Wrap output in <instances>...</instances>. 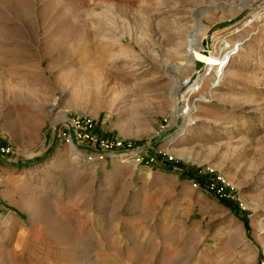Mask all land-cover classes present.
Segmentation results:
<instances>
[{"label":"rangeland","instance_id":"obj_1","mask_svg":"<svg viewBox=\"0 0 264 264\" xmlns=\"http://www.w3.org/2000/svg\"><path fill=\"white\" fill-rule=\"evenodd\" d=\"M263 7L0 0V264H264ZM193 31L245 42L175 116Z\"/></svg>","mask_w":264,"mask_h":264},{"label":"bare ground","instance_id":"obj_2","mask_svg":"<svg viewBox=\"0 0 264 264\" xmlns=\"http://www.w3.org/2000/svg\"><path fill=\"white\" fill-rule=\"evenodd\" d=\"M261 12L264 13V7L262 8ZM258 18H259V13L255 15V18L248 20V23H251L253 22L254 19H258ZM203 39L204 37H202L201 35L197 36L196 32L194 31L191 32L188 40L185 43L186 56L184 59L186 60V62L185 63L175 62L171 65V68H173L176 71L174 75L172 74L173 75L172 76V80H173L172 111L175 116L177 115L179 109H181L182 111L181 115L190 116L196 105V101L199 100L194 97L192 98L193 95L191 94L186 95L185 91L184 93H180L183 89L181 90L182 83L179 82L178 80L179 79L178 74L184 70H187L189 66L191 67L197 66L198 70H196L195 72L196 77H202L206 81L207 80L211 81V86L209 87V91H208V93L211 94L213 92V91L211 92L212 87L213 86L215 87L216 84L219 85L222 82L223 78L227 73V70L234 61V57H235L234 55L240 52L241 45L244 44L245 42L242 40L236 44H232V45L227 44L223 48H221L219 52L217 51L215 52L212 50L205 49L202 46ZM207 75H213V76L207 78ZM186 83L187 82H185V85ZM184 87L185 86H183L182 88ZM183 105H185V107H183Z\"/></svg>","mask_w":264,"mask_h":264},{"label":"built area","instance_id":"obj_3","mask_svg":"<svg viewBox=\"0 0 264 264\" xmlns=\"http://www.w3.org/2000/svg\"><path fill=\"white\" fill-rule=\"evenodd\" d=\"M198 82H199V84L202 83V77H197V78H195V80L193 81V83L190 84V88L193 87L194 84H198ZM199 84H198L197 86H194V87H193L192 89H190V90H191V91H197L198 88H199ZM77 137H78V138H82V135H81V134H78ZM65 141H66L68 144H70V145L73 144V138H72L71 136L66 137ZM103 143H105V142L103 141ZM107 145H110V144L107 143ZM106 149H108V148H106ZM3 151H5V149H3ZM112 152H113V151H112Z\"/></svg>","mask_w":264,"mask_h":264},{"label":"water","instance_id":"obj_4","mask_svg":"<svg viewBox=\"0 0 264 264\" xmlns=\"http://www.w3.org/2000/svg\"><path fill=\"white\" fill-rule=\"evenodd\" d=\"M219 27H222V25L221 24L216 25L210 32H212L213 30H215V29H217Z\"/></svg>","mask_w":264,"mask_h":264}]
</instances>
